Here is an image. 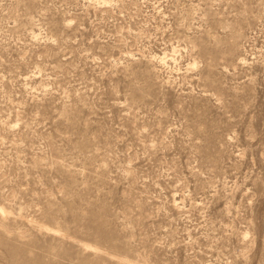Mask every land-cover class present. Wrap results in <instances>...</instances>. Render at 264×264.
Segmentation results:
<instances>
[{"label": "rangeland", "instance_id": "374dc122", "mask_svg": "<svg viewBox=\"0 0 264 264\" xmlns=\"http://www.w3.org/2000/svg\"><path fill=\"white\" fill-rule=\"evenodd\" d=\"M0 264H264V0H0Z\"/></svg>", "mask_w": 264, "mask_h": 264}, {"label": "bare ground", "instance_id": "6f19581e", "mask_svg": "<svg viewBox=\"0 0 264 264\" xmlns=\"http://www.w3.org/2000/svg\"><path fill=\"white\" fill-rule=\"evenodd\" d=\"M1 211H3V209H2V208H0V212H1Z\"/></svg>", "mask_w": 264, "mask_h": 264}]
</instances>
